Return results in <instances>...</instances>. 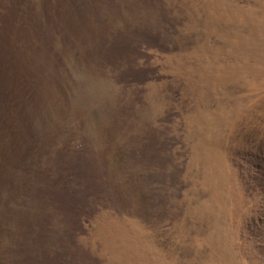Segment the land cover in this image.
Instances as JSON below:
<instances>
[{"label": "rangeland", "instance_id": "1", "mask_svg": "<svg viewBox=\"0 0 264 264\" xmlns=\"http://www.w3.org/2000/svg\"><path fill=\"white\" fill-rule=\"evenodd\" d=\"M0 264H264V0H0Z\"/></svg>", "mask_w": 264, "mask_h": 264}, {"label": "bare ground", "instance_id": "2", "mask_svg": "<svg viewBox=\"0 0 264 264\" xmlns=\"http://www.w3.org/2000/svg\"><path fill=\"white\" fill-rule=\"evenodd\" d=\"M90 89V88H89ZM91 90V89H90ZM93 92H94V90H93ZM93 92H91V93H93ZM96 107V106H95ZM203 147V146H202Z\"/></svg>", "mask_w": 264, "mask_h": 264}]
</instances>
